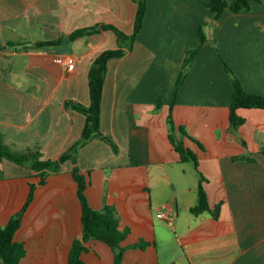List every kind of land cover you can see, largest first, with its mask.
Returning a JSON list of instances; mask_svg holds the SVG:
<instances>
[{"label": "crops", "instance_id": "obj_1", "mask_svg": "<svg viewBox=\"0 0 264 264\" xmlns=\"http://www.w3.org/2000/svg\"><path fill=\"white\" fill-rule=\"evenodd\" d=\"M207 4L148 0L134 50L108 63L101 127L119 151L105 136L79 150L93 207L117 208L120 227L130 229L124 244L151 242L128 249L125 264H264V109L240 108L246 123L232 130L234 86L215 41L245 87L264 94V1L251 11L227 9L206 27L210 40L174 108L176 122L203 145L186 140L198 155L210 205L220 208L218 218L210 210L192 212L201 175L170 139L169 102L187 51L200 41V25L213 20ZM137 11L135 0H0V131L8 143L21 151L38 145L42 158L57 159L82 137L86 114L66 101L90 104L91 66L102 51L119 46L118 35L109 28L75 41L39 42L102 23L130 34ZM68 55L77 59L73 71L65 63ZM160 93L165 104L156 110ZM72 168L68 160L62 173L39 184L31 169L0 161V225L23 208L37 184L16 234L27 247L21 264H69L83 228ZM162 211L172 221L159 217ZM89 245L82 253L89 264H114L108 243Z\"/></svg>", "mask_w": 264, "mask_h": 264}, {"label": "trees", "instance_id": "obj_2", "mask_svg": "<svg viewBox=\"0 0 264 264\" xmlns=\"http://www.w3.org/2000/svg\"><path fill=\"white\" fill-rule=\"evenodd\" d=\"M138 4V11L135 20L134 31L127 33L119 26L111 23H102L96 26L78 28L67 36H61L55 40H44L39 45H54L64 39L75 41L83 36L91 35L102 29H113L118 35L119 46L117 48L106 49L94 60L90 73V96L89 105H84L76 100H68L66 104L86 114V124L83 129L82 137L73 144L66 152L61 154L57 159L42 158V152L38 145L30 147L26 151L18 150L13 144L8 143L6 134L0 131V161L11 160L21 164L36 173L40 177L39 184H45L52 174L63 172V164L71 160L73 162L72 174L78 183V196L82 203V234L74 238L69 254V264H89L83 257L82 253L90 249L89 242L91 240H101L108 243L114 251V264H125L124 257L130 248H146L151 242L145 239L126 245V238L130 234V229H122L117 208L114 205H105L102 209H96L90 202L87 194L89 178L82 170L78 162L79 150L86 142L93 138L105 136L116 152L119 151L118 144L107 134L102 131V101L104 96V88L106 76L108 73V63L112 58L123 57L134 50L135 42L141 32L145 17L148 12V0H135ZM264 0H208L207 7L214 14L213 20L219 21L227 9L234 12L243 10L251 11L255 2H263ZM208 22V21H207ZM204 22L199 27L200 41L190 48L183 61L180 73L176 80L172 97L169 102V112L167 117L168 127L170 131V139L176 149L180 152L184 161H193L200 175L199 183V199L197 205L192 208L195 214L210 210L216 218L220 215V208H212L209 202L208 193L206 191L204 174L200 170V163L197 153L187 145L186 140L190 139L200 144L201 141L191 135L183 124H178L174 117V108L177 104L180 91L188 78L191 68L194 65L198 53L208 41L209 36L206 27L210 25ZM220 57L224 67L230 75L234 91L230 103V121L232 130H237L241 125L246 123V117L239 114V109L244 108H263L264 94L252 92L248 90L242 79L226 61L221 53L220 45H217ZM164 96L159 94L156 97V110L162 109L164 106ZM240 158L254 160L248 155H242ZM37 184H31V190L28 199L23 208L11 216L5 225H0V264H21L23 258L27 255V247L25 242L16 238L17 231L22 226L24 215L35 198Z\"/></svg>", "mask_w": 264, "mask_h": 264}, {"label": "built area", "instance_id": "obj_3", "mask_svg": "<svg viewBox=\"0 0 264 264\" xmlns=\"http://www.w3.org/2000/svg\"><path fill=\"white\" fill-rule=\"evenodd\" d=\"M68 70L73 71L76 68L77 59L74 55H68L65 60ZM159 217L167 218L169 221H172V218L164 211L158 213Z\"/></svg>", "mask_w": 264, "mask_h": 264}, {"label": "rangeland", "instance_id": "obj_4", "mask_svg": "<svg viewBox=\"0 0 264 264\" xmlns=\"http://www.w3.org/2000/svg\"><path fill=\"white\" fill-rule=\"evenodd\" d=\"M207 9H208V11H210L209 10V8L207 7ZM211 12V11H210ZM216 23V21L215 20H212V21H208L207 23H209L210 25H215V23ZM209 25V26H210ZM36 33V32H35ZM208 40H210V38L208 39ZM216 41V44L218 45V40H215ZM193 48V47H192ZM217 49H218V47H217ZM219 52V51H218ZM221 53H222V51H221ZM223 55V54H222ZM219 56H220V54H219ZM221 58V57H220ZM222 60V59H221ZM227 61V60H226ZM223 62V61H222ZM228 73V72H227Z\"/></svg>", "mask_w": 264, "mask_h": 264}, {"label": "water", "instance_id": "obj_5", "mask_svg": "<svg viewBox=\"0 0 264 264\" xmlns=\"http://www.w3.org/2000/svg\"><path fill=\"white\" fill-rule=\"evenodd\" d=\"M215 23V22H214Z\"/></svg>", "mask_w": 264, "mask_h": 264}]
</instances>
